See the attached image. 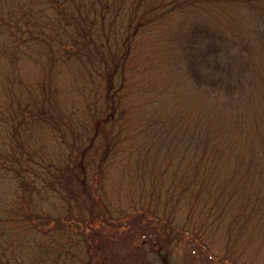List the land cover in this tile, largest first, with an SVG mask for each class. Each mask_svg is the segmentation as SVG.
<instances>
[{"label": "trees", "instance_id": "16d2710c", "mask_svg": "<svg viewBox=\"0 0 264 264\" xmlns=\"http://www.w3.org/2000/svg\"><path fill=\"white\" fill-rule=\"evenodd\" d=\"M134 214L264 264V0H0V264H111Z\"/></svg>", "mask_w": 264, "mask_h": 264}, {"label": "rangeland", "instance_id": "374dc122", "mask_svg": "<svg viewBox=\"0 0 264 264\" xmlns=\"http://www.w3.org/2000/svg\"><path fill=\"white\" fill-rule=\"evenodd\" d=\"M138 217L140 216L136 214L128 216L123 221L124 224L120 226L119 235H116L115 238L109 237L108 243L114 241L110 246L114 257L111 264H124L125 256H128L130 261L133 260L134 264H222L218 258L210 252L207 253L204 248L202 251L199 250L198 240L194 237L190 238L189 235L183 236L182 239L177 236V243L172 244L171 247L174 250L173 256L165 262L154 254L155 252L147 250V248H140L144 238L151 240V235L148 237L147 232L154 229V233L157 232L156 226L158 225ZM224 262L225 264H235L230 261Z\"/></svg>", "mask_w": 264, "mask_h": 264}]
</instances>
